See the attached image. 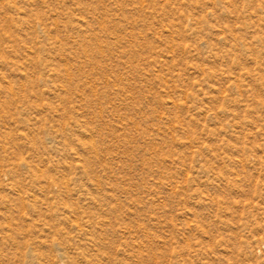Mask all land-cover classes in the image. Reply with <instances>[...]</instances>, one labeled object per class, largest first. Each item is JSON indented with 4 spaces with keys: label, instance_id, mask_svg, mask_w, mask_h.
I'll return each mask as SVG.
<instances>
[{
    "label": "rangeland",
    "instance_id": "374dc122",
    "mask_svg": "<svg viewBox=\"0 0 264 264\" xmlns=\"http://www.w3.org/2000/svg\"><path fill=\"white\" fill-rule=\"evenodd\" d=\"M0 264H264V0H0Z\"/></svg>",
    "mask_w": 264,
    "mask_h": 264
}]
</instances>
